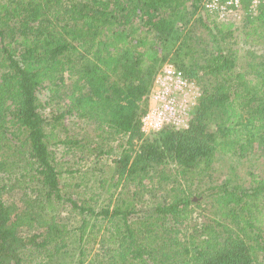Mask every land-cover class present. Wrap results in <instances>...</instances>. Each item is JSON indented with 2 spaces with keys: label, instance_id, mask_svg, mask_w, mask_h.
Here are the masks:
<instances>
[{
  "label": "trees",
  "instance_id": "1",
  "mask_svg": "<svg viewBox=\"0 0 264 264\" xmlns=\"http://www.w3.org/2000/svg\"><path fill=\"white\" fill-rule=\"evenodd\" d=\"M203 1L0 0V264H33L28 252L41 258L36 264H74L75 242L76 264H83L90 216L112 227L98 264H264V177L249 171L215 182L208 173L221 155L264 162V10L238 33ZM237 34L251 46L243 63ZM167 61L195 79L203 96L188 128L145 133L141 119ZM65 79L68 109L44 116L39 88L62 93ZM68 113L91 123L95 138L68 135ZM52 136L54 146L90 152L124 139L113 161L118 178L107 190L124 181L126 196L117 191L114 207L99 210L66 197ZM168 164L199 183L209 176L202 200L166 173ZM156 175L172 195L148 202L142 192ZM17 188L36 194L33 207L70 202L81 224L68 229L61 214L13 212L5 195ZM201 203L214 215L184 233L191 206Z\"/></svg>",
  "mask_w": 264,
  "mask_h": 264
},
{
  "label": "rangeland",
  "instance_id": "2",
  "mask_svg": "<svg viewBox=\"0 0 264 264\" xmlns=\"http://www.w3.org/2000/svg\"><path fill=\"white\" fill-rule=\"evenodd\" d=\"M244 21L235 25L238 29V33L241 30L242 24ZM205 37V34H204ZM236 41L237 46L242 47L239 63H243V59L246 50L251 46L248 44L242 43L241 36L237 34ZM65 77H68L66 74ZM63 88L58 94H54L46 86L39 88L38 97L42 103V112L43 115L57 114L59 112L65 111L69 107V99L67 95L70 92L69 79H65L62 83ZM64 123L68 127V135L72 137H77L81 139L82 143L87 140H91L92 136L95 138L94 126L80 118L77 114H67L64 118ZM65 136V133L62 136ZM57 138L51 137L50 148L54 151L56 162L58 168L62 171L61 181L63 183V192L66 197H71L73 200H76L78 203L85 205H92L97 210L101 207L110 204V207H114L115 198L118 196L117 191L120 192V196L125 197L126 192L129 190L128 186L124 181H122L117 188L114 187L112 190H107L110 182L114 183L118 178L115 175V165L114 160L121 157V153L125 147L124 139H108L103 143L100 150H95V152H90L89 148H79L72 146L71 150L66 149L64 144L54 146V141ZM107 165V166H106ZM111 168H108L111 166ZM102 169V170H101ZM69 171V172H65ZM166 173L171 176L177 177L181 182V187L189 188L194 194V200H202L201 189L203 186L208 183V175L202 177L204 179L201 183L195 178L196 175L188 173L186 177L180 176L177 173L176 166L174 164H168L166 167ZM249 171H254L261 174L264 177V162L253 157L248 156L244 159H238L230 155H221L215 160V163L208 173L212 176V180L215 182H220L225 178L238 175V177H248ZM159 176V174H158ZM157 175L153 177V180H146L144 186L145 198L149 200H154V202L163 201V196H169L170 185L163 183V188L159 189V177ZM114 177V178H112ZM104 182V183H103ZM15 189L14 192L8 193L5 195V198L9 199L11 203V210L18 211L19 213H24L33 210H41L40 213L44 214L43 216L51 218L54 214H61L64 219V223H67L68 229H73V227H78L82 222V216L80 214L72 213L75 212L71 209V203L60 202L58 204H51L50 202L44 201L38 204L36 207H33L32 202H35L36 194L26 190V193H23V190ZM114 192L116 195H114ZM133 191H130V195ZM38 203V202H35ZM193 212L191 217L185 221L183 226V232L187 233L192 230L194 224L200 225L203 221L208 220L209 216L214 215V208L212 209L211 204L201 203L200 205L193 204ZM15 214V213H14ZM13 214V216H14ZM68 217V219H67ZM89 221L86 235L82 244L86 251L83 264H98L104 257V251L106 250V243L102 244L101 240L103 236L105 237L106 229L110 227V230L107 232V236H111V224L104 222L101 223L98 220H95L91 216L87 218ZM71 258L74 261V264L78 263V258L80 256V249L78 248V242L73 243V247L70 249ZM28 258L35 261L33 264H36L41 258L37 256L30 255L28 252ZM67 264V262L65 263Z\"/></svg>",
  "mask_w": 264,
  "mask_h": 264
},
{
  "label": "built area",
  "instance_id": "3",
  "mask_svg": "<svg viewBox=\"0 0 264 264\" xmlns=\"http://www.w3.org/2000/svg\"><path fill=\"white\" fill-rule=\"evenodd\" d=\"M203 8L217 22L237 25L247 17H258L264 10V0H204ZM202 96L201 85L167 61L154 78L148 108L141 119L142 131L156 132L166 126L188 128Z\"/></svg>",
  "mask_w": 264,
  "mask_h": 264
}]
</instances>
